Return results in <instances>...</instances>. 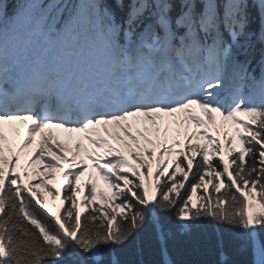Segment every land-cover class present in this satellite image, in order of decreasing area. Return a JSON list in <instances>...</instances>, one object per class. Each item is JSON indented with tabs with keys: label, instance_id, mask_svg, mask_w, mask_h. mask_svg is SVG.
Listing matches in <instances>:
<instances>
[{
	"label": "snow or ice",
	"instance_id": "obj_1",
	"mask_svg": "<svg viewBox=\"0 0 264 264\" xmlns=\"http://www.w3.org/2000/svg\"><path fill=\"white\" fill-rule=\"evenodd\" d=\"M173 210L264 264V0H0V264H121L150 227L171 264Z\"/></svg>",
	"mask_w": 264,
	"mask_h": 264
},
{
	"label": "trees",
	"instance_id": "obj_2",
	"mask_svg": "<svg viewBox=\"0 0 264 264\" xmlns=\"http://www.w3.org/2000/svg\"><path fill=\"white\" fill-rule=\"evenodd\" d=\"M128 154L131 159L129 151ZM89 175L95 176L93 171H90ZM99 190L110 195L101 183ZM193 200L194 204L191 203L190 207L202 203L197 196H193ZM102 203L97 199V206ZM81 211L84 213V210ZM175 212L176 210H173L160 214L166 225V247L171 264H216L219 259L217 249L220 241H224L228 246L230 264H252L250 247L239 248L232 243L237 235L236 231L210 221L189 225L185 230ZM113 226H116L115 221ZM261 239L264 240V232L261 233ZM115 251L121 264H163L161 243L151 227L136 235L127 247H120Z\"/></svg>",
	"mask_w": 264,
	"mask_h": 264
},
{
	"label": "rangeland",
	"instance_id": "obj_3",
	"mask_svg": "<svg viewBox=\"0 0 264 264\" xmlns=\"http://www.w3.org/2000/svg\"><path fill=\"white\" fill-rule=\"evenodd\" d=\"M197 111H200V110L197 109ZM140 119H142V118H140ZM11 125H12L13 129L16 131L15 134L13 133V137H15V139L19 138V137H18V134H19V133H22V131H21L19 128H17V125H16L15 122H14L13 124H11ZM108 127H109V129H113V128H114V126H112V125H109ZM101 131H104V126L102 127ZM106 134H107V137H108L110 140L113 141V143H117L118 146H119V142L115 141L113 135H111L110 133H106ZM9 137H11V136H9ZM54 137H56V135H55ZM20 139H21V142H22L23 137L20 138ZM55 139H56V138H55ZM59 140H60V139H59ZM64 142H65V140L61 141V143H64ZM75 142H76V141H74L73 139H71L70 141H68L69 145L72 146V147H74ZM129 143H130V141H129ZM34 148H38V145H37V144H35V146L32 145L31 148L28 150V152H30V151H35ZM86 148L88 149V151L91 150V151H94V152H97V153H98V151H99V149H93V147H92L91 145H89V144H88V147H86ZM65 151L68 152V149L66 148ZM68 154L70 155L71 153L68 152ZM124 155L127 157L126 150L124 151ZM127 158H128V157H127ZM128 159H129V158H128ZM26 162H27V157H26L25 155L22 154V156H21V164H22V165H25ZM84 162L87 163V164H89V161H88V160H85ZM61 163H66V162L62 161ZM36 167H39V165H31V166L28 168V172L31 173V171H32L34 168H36ZM88 171H89V169H88ZM88 171H87V172H88ZM87 172H86L85 175L81 178V182L83 181V179L86 178V176H87ZM41 174H43V173H41ZM60 178H61V177H60V173H59V171H58V172H57V183H56V186H57V187L60 186V183H61V179H60ZM32 179L34 180L35 178L33 177ZM27 182H28V181H27ZM47 200H48L49 205H50V204L52 205L53 203H58V201L53 202L52 199H51V197H47ZM81 209L84 210L82 206H81Z\"/></svg>",
	"mask_w": 264,
	"mask_h": 264
},
{
	"label": "bare ground",
	"instance_id": "obj_4",
	"mask_svg": "<svg viewBox=\"0 0 264 264\" xmlns=\"http://www.w3.org/2000/svg\"><path fill=\"white\" fill-rule=\"evenodd\" d=\"M23 123V122H22ZM47 132V131H46ZM109 139V138H108ZM37 143L39 144V139L37 140ZM57 142H54L53 144H56ZM62 162V161H61Z\"/></svg>",
	"mask_w": 264,
	"mask_h": 264
}]
</instances>
